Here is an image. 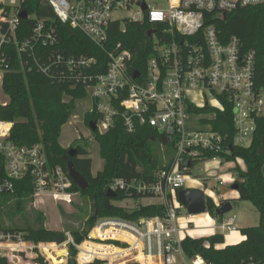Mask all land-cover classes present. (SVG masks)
<instances>
[{
    "label": "built area",
    "instance_id": "built-area-1",
    "mask_svg": "<svg viewBox=\"0 0 264 264\" xmlns=\"http://www.w3.org/2000/svg\"><path fill=\"white\" fill-rule=\"evenodd\" d=\"M29 1L0 0V94L4 75L13 68L14 51L18 71H34L52 82L83 89L91 101L89 110L97 117V133L109 132L118 121L129 134L148 125L157 132L161 147L171 145L173 152L151 181L116 178L107 188L129 199L132 195L158 199L160 216L133 221L101 218L80 243L69 232L63 233L60 243L27 241L22 233L6 231L0 220V264H67L72 249L74 264H205L200 256L187 258L183 252L177 219L185 208L177 201V192L185 189L196 162L209 155L222 161L221 155L232 146L248 147L256 119L264 115V88L255 87V53L241 52L235 36L221 40L210 23L239 8L264 5V0H40L58 22L104 51V70L94 57L67 53L46 20L26 12ZM21 12L34 24L19 40ZM114 23H146V32L154 31L147 39L149 57L143 73L133 69L134 56L121 44L106 50ZM222 100L233 113L229 145V134L213 128ZM0 126H6L0 128V163L5 171L0 194L13 193L14 181L29 178L32 198L71 205L76 194L70 192L67 172L47 163L40 144L14 145L9 140L11 123L0 121ZM234 180L222 179L228 186ZM213 202L216 209L221 206ZM215 229L221 235L236 232L235 217L221 218ZM59 250L65 252L63 263Z\"/></svg>",
    "mask_w": 264,
    "mask_h": 264
},
{
    "label": "trees",
    "instance_id": "trees-1",
    "mask_svg": "<svg viewBox=\"0 0 264 264\" xmlns=\"http://www.w3.org/2000/svg\"><path fill=\"white\" fill-rule=\"evenodd\" d=\"M24 9L29 15L46 20L47 25L55 30L67 53L94 57L97 65L103 64L104 70L107 61L104 51L80 32L58 22L48 5L40 0H31ZM33 24L30 19L20 22L17 36L19 40L30 33ZM210 24L219 31L221 40L226 41L230 36H235L240 43L241 52L255 53V87L257 90L264 88V5L239 8L227 13L224 18L213 19ZM148 29L149 25L146 23H114L110 27L105 48L108 51L121 44L134 56L133 69L143 73L149 57L150 42L145 37ZM12 66V70L4 75L1 86V93L6 101L0 102V121L12 124L9 140L16 146L40 144L47 163L51 167L59 166L65 172L67 169L64 157L71 147L76 149L71 162L88 183V187L81 191L71 181L70 192L79 194L84 201L83 207L79 209L80 216L64 217L72 222L66 225V230L75 242H82L101 218L133 221L140 217L160 216V205L143 206L137 203L133 207L126 206L127 202H138L147 197L132 195L131 200L124 193L116 192L113 198H109L106 191L109 182L116 178L151 181L152 175L162 170L170 161L172 146L162 148L157 132L148 125L138 127L134 133L129 134L118 121L105 134L91 132L102 161L101 169L93 173L87 139H76L69 147H63L59 142L62 128L72 116L76 101L85 99L87 93L80 88L72 89L66 84L52 82L34 71H18V55L14 51ZM221 102L222 110H218L213 128L221 134H229L226 139V144L229 145L234 133L233 113L229 105L223 100ZM96 119L91 110L84 115L88 128L89 123H94ZM78 140L82 145L76 144ZM161 150L164 151L163 156ZM163 157L168 160L166 164ZM221 159L226 163H235L233 173L238 201L252 205L258 213V225L240 230L244 239L238 244L222 248L216 247L224 243L222 235H213L207 239L185 237L182 241L183 252L187 258L200 256L205 264H245L250 261L264 264V115L256 119L251 144L248 147L232 146L228 154L221 155ZM207 160H212V156L209 155ZM238 161L244 164L243 170ZM4 177V165L0 163V179ZM13 186V193L0 194V220L3 228L22 233L27 241L35 243L62 242L63 234L45 229L43 214L32 208L31 180L26 178L14 181ZM225 202H221V205ZM206 204L207 213L211 217L222 218L215 214L216 207L212 200L207 199ZM59 255H65V252L59 250ZM74 256L75 250L72 249L71 257ZM72 259L67 264H74ZM63 261L62 259L59 263Z\"/></svg>",
    "mask_w": 264,
    "mask_h": 264
},
{
    "label": "rangeland",
    "instance_id": "rangeland-1",
    "mask_svg": "<svg viewBox=\"0 0 264 264\" xmlns=\"http://www.w3.org/2000/svg\"><path fill=\"white\" fill-rule=\"evenodd\" d=\"M118 16V15H115ZM6 101V97L0 94V102ZM91 101L87 96L83 100H78L75 103L72 116L67 124L62 128L60 144L64 147H69L76 139L86 140L90 155L92 158V171L93 173L101 169L102 161L98 156L96 144L94 143L91 131L89 130L84 115L90 109ZM76 144L82 145L81 141H77ZM72 148V147H71ZM163 156L164 151L161 150ZM164 163L168 160L164 157ZM239 167L243 170L244 164L240 161L237 162ZM235 163H226L220 160H206L198 161L194 164L190 173V180L185 184V189H196L202 191L207 199L214 200L217 203L223 202L220 198L230 191L228 186L224 185V181L221 180V176H234L233 167ZM264 172V165L262 167ZM31 206L34 210L41 212L45 218L44 228L49 231H55L63 234L68 232L66 225L72 223L71 220H67L64 217L80 216L79 209L83 207V197L76 194L74 201L71 205L65 206L63 204H56L50 198L34 199L32 198ZM158 199H140L138 202H127V207L136 206V203L140 205H159ZM153 203V204H148ZM178 204L176 203V206ZM232 210L228 214L222 216L223 220L235 217V224L237 230L234 233H227L223 236L224 243L217 245V248L231 245L229 242L234 240V237L241 236L240 230L255 227L258 225L259 218L258 213L252 207L249 202H231ZM220 224V219L211 217L207 212L200 215H189L185 209L180 211L177 219V227L180 229V237L207 239L210 236L219 234V231L215 229ZM221 235V234H219Z\"/></svg>",
    "mask_w": 264,
    "mask_h": 264
},
{
    "label": "water",
    "instance_id": "water-1",
    "mask_svg": "<svg viewBox=\"0 0 264 264\" xmlns=\"http://www.w3.org/2000/svg\"><path fill=\"white\" fill-rule=\"evenodd\" d=\"M144 8V7H143ZM20 19L24 20L26 19V13L21 12L19 15ZM154 34V31H147L145 33V37L147 39L151 38V35ZM138 73H134L133 78H137ZM236 111L234 110V113ZM89 129L91 132H95V123L90 122L89 123ZM160 140L162 144H165V139L163 136L160 137ZM76 155V149L71 148L68 150L67 155L64 157V161L66 163V169H67V175L70 178V180L81 190H85L88 187V183L85 181V179L75 170L73 163L71 162V158H73ZM230 190L236 191L237 190V184L233 183L229 186ZM106 196L109 198L114 197V193L107 190ZM177 201L185 208L186 212L189 215L195 216L200 215L206 212L207 210V197L205 194L196 189H179L177 192ZM232 205L229 201H226L223 205H221L219 208L215 209V214L217 216H224L231 212Z\"/></svg>",
    "mask_w": 264,
    "mask_h": 264
},
{
    "label": "crops",
    "instance_id": "crops-1",
    "mask_svg": "<svg viewBox=\"0 0 264 264\" xmlns=\"http://www.w3.org/2000/svg\"><path fill=\"white\" fill-rule=\"evenodd\" d=\"M0 128L5 129L6 126H0ZM63 147H64V146H63ZM232 169H234V167H233ZM262 173H263V175H264V172H263V171H262ZM231 177H233V176H221V180H222V179H226V178H231ZM224 185H225V186H228V185H226V183H224ZM229 186H230V185H229ZM229 186H228V187H229ZM221 198H223V200H225V201H229L230 203H231L232 201H234V202H238L239 195H238V193H237L236 191H232V190H230V191L228 192V194L226 193V194L223 195ZM148 204H153V203H148ZM233 233H234V232H233ZM243 239H244V237H242V236H236V237H234V240H233L232 242H229V244H231V245L238 244V243L241 242Z\"/></svg>",
    "mask_w": 264,
    "mask_h": 264
},
{
    "label": "bare ground",
    "instance_id": "bare-ground-1",
    "mask_svg": "<svg viewBox=\"0 0 264 264\" xmlns=\"http://www.w3.org/2000/svg\"><path fill=\"white\" fill-rule=\"evenodd\" d=\"M59 256H62V257H64L65 255H59Z\"/></svg>",
    "mask_w": 264,
    "mask_h": 264
}]
</instances>
